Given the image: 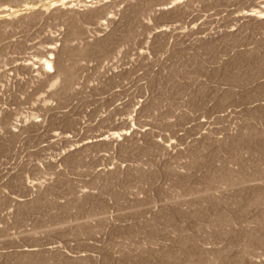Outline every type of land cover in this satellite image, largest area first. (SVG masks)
<instances>
[{
    "label": "rangeland",
    "instance_id": "rangeland-1",
    "mask_svg": "<svg viewBox=\"0 0 264 264\" xmlns=\"http://www.w3.org/2000/svg\"><path fill=\"white\" fill-rule=\"evenodd\" d=\"M0 264H264V0H0Z\"/></svg>",
    "mask_w": 264,
    "mask_h": 264
},
{
    "label": "bare ground",
    "instance_id": "bare-ground-1",
    "mask_svg": "<svg viewBox=\"0 0 264 264\" xmlns=\"http://www.w3.org/2000/svg\"><path fill=\"white\" fill-rule=\"evenodd\" d=\"M46 65H47L48 67H50V68L53 67L52 63H50V62H48Z\"/></svg>",
    "mask_w": 264,
    "mask_h": 264
}]
</instances>
